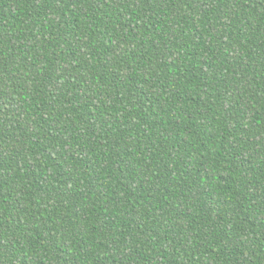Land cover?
<instances>
[{
	"label": "trees",
	"instance_id": "trees-1",
	"mask_svg": "<svg viewBox=\"0 0 264 264\" xmlns=\"http://www.w3.org/2000/svg\"><path fill=\"white\" fill-rule=\"evenodd\" d=\"M0 264H264V0H0Z\"/></svg>",
	"mask_w": 264,
	"mask_h": 264
}]
</instances>
